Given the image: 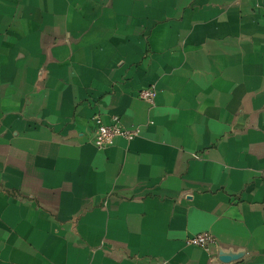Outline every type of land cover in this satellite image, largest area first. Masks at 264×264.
<instances>
[{
  "label": "crops",
  "instance_id": "crops-1",
  "mask_svg": "<svg viewBox=\"0 0 264 264\" xmlns=\"http://www.w3.org/2000/svg\"><path fill=\"white\" fill-rule=\"evenodd\" d=\"M0 264H264V0H0Z\"/></svg>",
  "mask_w": 264,
  "mask_h": 264
},
{
  "label": "built area",
  "instance_id": "built-area-1",
  "mask_svg": "<svg viewBox=\"0 0 264 264\" xmlns=\"http://www.w3.org/2000/svg\"><path fill=\"white\" fill-rule=\"evenodd\" d=\"M157 91L154 87H143L139 90L138 96L149 102H155ZM97 130L95 135V143L99 147H105L112 143L116 136H124L125 138H135L140 133L139 129H130L121 125L118 121L114 123H105L100 118L96 119ZM216 237L210 231H201L192 234L187 238L186 243L189 245H197L200 247H210L215 244Z\"/></svg>",
  "mask_w": 264,
  "mask_h": 264
},
{
  "label": "water",
  "instance_id": "water-1",
  "mask_svg": "<svg viewBox=\"0 0 264 264\" xmlns=\"http://www.w3.org/2000/svg\"><path fill=\"white\" fill-rule=\"evenodd\" d=\"M224 258L227 259V258H229V257L225 256Z\"/></svg>",
  "mask_w": 264,
  "mask_h": 264
}]
</instances>
